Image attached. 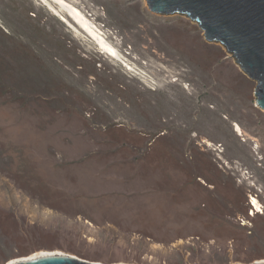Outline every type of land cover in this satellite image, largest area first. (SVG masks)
I'll use <instances>...</instances> for the list:
<instances>
[{"label":"rangeland","instance_id":"obj_1","mask_svg":"<svg viewBox=\"0 0 264 264\" xmlns=\"http://www.w3.org/2000/svg\"><path fill=\"white\" fill-rule=\"evenodd\" d=\"M66 1L119 58L55 2L0 0V264L264 260L257 82L187 15Z\"/></svg>","mask_w":264,"mask_h":264},{"label":"water","instance_id":"obj_2","mask_svg":"<svg viewBox=\"0 0 264 264\" xmlns=\"http://www.w3.org/2000/svg\"><path fill=\"white\" fill-rule=\"evenodd\" d=\"M146 1L155 13L189 16L199 24L207 40L222 43L232 53L241 69L257 82L256 102L264 109V0ZM10 264L103 263L71 255H45Z\"/></svg>","mask_w":264,"mask_h":264},{"label":"bare ground","instance_id":"obj_3","mask_svg":"<svg viewBox=\"0 0 264 264\" xmlns=\"http://www.w3.org/2000/svg\"><path fill=\"white\" fill-rule=\"evenodd\" d=\"M50 1L46 0V2H47L46 5L50 9H52L54 11L56 10V12L59 13V10H57L52 4V2H55L63 11H65L68 18L66 16H64L63 14L59 13V15L63 18L64 21H67L68 23H74L77 26H79L82 29V31L90 33V36H92L97 41V43L99 44V46L101 47V49L104 52H106L107 54L110 53V54L118 57V52H117L116 48L112 44H110V42L107 41L105 39V37L102 36V34L97 32L93 28L91 20L77 6L73 5L72 3L67 2L66 0H50ZM257 106L262 108L258 103H257ZM237 128H238L239 132H242V129L239 125H237ZM253 201L251 202L252 205L256 206V209L259 208V206H260L259 201L255 198L253 199ZM258 210H260V209H258ZM45 255H67V254H64L60 251L36 252V253L29 255V256L14 258V259L10 260L9 264L14 262V261L30 259V258H35V257H40V256H45ZM258 262H264V260H260Z\"/></svg>","mask_w":264,"mask_h":264}]
</instances>
